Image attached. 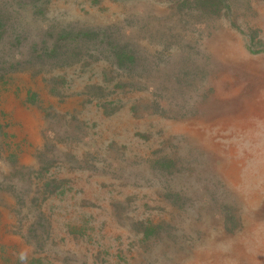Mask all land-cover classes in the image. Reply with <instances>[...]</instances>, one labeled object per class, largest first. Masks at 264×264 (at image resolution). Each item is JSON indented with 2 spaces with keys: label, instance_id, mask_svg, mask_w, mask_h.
Listing matches in <instances>:
<instances>
[{
  "label": "rangeland",
  "instance_id": "374dc122",
  "mask_svg": "<svg viewBox=\"0 0 264 264\" xmlns=\"http://www.w3.org/2000/svg\"><path fill=\"white\" fill-rule=\"evenodd\" d=\"M264 264V0H0V264Z\"/></svg>",
  "mask_w": 264,
  "mask_h": 264
},
{
  "label": "clouds",
  "instance_id": "9594fccd",
  "mask_svg": "<svg viewBox=\"0 0 264 264\" xmlns=\"http://www.w3.org/2000/svg\"><path fill=\"white\" fill-rule=\"evenodd\" d=\"M19 259L22 261V264H26L27 254L22 252L19 256Z\"/></svg>",
  "mask_w": 264,
  "mask_h": 264
}]
</instances>
